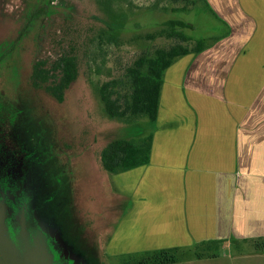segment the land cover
I'll list each match as a JSON object with an SVG mask.
<instances>
[{
    "label": "rangeland",
    "instance_id": "rangeland-1",
    "mask_svg": "<svg viewBox=\"0 0 264 264\" xmlns=\"http://www.w3.org/2000/svg\"><path fill=\"white\" fill-rule=\"evenodd\" d=\"M56 1L62 2L63 7H72L70 22L78 25L80 37L90 46L79 54V77L66 91L63 102L31 84L34 60L50 58L52 61L55 57L56 47L48 32L58 25L60 18L40 44L37 45L31 36L24 44L15 45L16 51L10 56L6 54L9 45L6 50L4 45L0 48V57L4 58L0 64V92L19 112L15 116L19 140L3 141L4 158L1 157V161L12 154L7 165L19 182L24 178L20 176L24 167L21 166L23 156L18 155L16 148L19 149L21 137L36 138L40 157L38 167L32 169L33 181L40 190L38 198L48 199V209L42 213L49 225L47 229L58 235L61 232L60 238L65 235L68 239L69 244L62 246L66 264H123L128 261L126 259L139 258L147 251L173 248L179 249L176 254L183 258L180 264L198 260L196 254H219L223 258L238 259V264H264V254L254 249V242L264 240V236L237 238L228 246L215 247L191 242L183 236L153 235L156 230L150 232L153 228L150 221L145 217L136 218L135 197L142 194L141 184H136L140 180L132 181L137 174L128 178V172H105L101 166V153L112 141H139L151 135L155 123L146 118L134 122L110 118L100 95L102 85L115 81L118 84L113 90L123 96L129 88L125 76L127 68L140 56H151L156 49L177 43L174 39H150V36L170 20L182 21L193 27L182 30L193 39L182 45L192 49L197 40L204 39L206 50L177 59L166 76V89L173 85L175 97L174 87L183 83L179 89L187 101L189 94L191 97L202 95V91H190L192 89L214 88L217 84H223V87L237 85L244 101L240 106L241 116L243 109L245 113L249 110L252 133L264 138V59H251L256 55L264 57V42L259 37L264 39V27L258 26V21L263 20L257 16L258 12L264 15V6L259 1H255L253 7L249 5V11L239 6L238 14L245 22L243 20V25L231 29L219 22L203 0H196L194 6L187 5L185 12H174L173 9L182 8L184 3L173 0ZM23 9V0H0V44L17 34L14 22ZM112 35L115 38L109 41ZM177 105L173 127H185L183 100L181 106ZM11 116L3 123V133H10ZM261 155L264 152L261 151ZM249 156L257 158L246 151L242 155L243 187L253 180L264 181V172L246 171L244 163ZM261 160L264 161V156ZM255 165L258 162L253 161L251 167ZM152 178L149 173L142 177L141 183ZM124 180L132 182L125 186ZM151 191L147 188L148 193ZM70 246L85 259L72 256L74 251ZM239 258L246 262H239Z\"/></svg>",
    "mask_w": 264,
    "mask_h": 264
},
{
    "label": "crops",
    "instance_id": "crops-1",
    "mask_svg": "<svg viewBox=\"0 0 264 264\" xmlns=\"http://www.w3.org/2000/svg\"><path fill=\"white\" fill-rule=\"evenodd\" d=\"M206 1L219 22L231 29L243 25L244 17L238 14L239 6L246 11L255 1L264 6V0ZM257 16L263 20L258 21V26L264 27V15L258 12ZM259 37L264 42L263 37ZM242 54L246 56V53ZM251 59L264 57L256 55ZM172 69L165 73L158 119L152 133L151 162L128 171L127 175L129 178L137 174L132 181L137 179L140 181L136 184H141L142 194L135 197L140 200V203L135 202L136 218L148 219L153 227L150 232L156 230L153 235L183 236L200 244L223 241V245L228 246L237 238L264 236V181L253 180L244 184L245 187L241 181L244 151L257 157H248L244 163L246 171L253 174L264 172V161L261 160L264 138L252 133L249 110L245 113L243 109L242 116L240 114L243 94L240 95L237 85L223 87V84H217L214 88L190 90L202 91V95L191 97L189 94L186 101L179 89L183 85L180 83L174 87L177 92L173 97V85L166 89V76ZM181 99L185 105L186 125L174 128L175 112L178 111L177 104L181 106ZM253 161L258 165L251 167ZM149 173L153 178L141 183L142 177L149 176ZM131 182L124 180L123 184L126 186ZM149 187L152 189L150 193L147 192ZM237 262L238 259L219 255L185 264ZM239 262L246 261L239 258Z\"/></svg>",
    "mask_w": 264,
    "mask_h": 264
},
{
    "label": "trees",
    "instance_id": "trees-1",
    "mask_svg": "<svg viewBox=\"0 0 264 264\" xmlns=\"http://www.w3.org/2000/svg\"><path fill=\"white\" fill-rule=\"evenodd\" d=\"M24 9L18 19L14 22L18 28L17 34L12 40H4L0 48L9 45V56L16 51L15 45L24 44L29 37H33L36 44L47 37V32L52 30L54 23L58 20V25L48 32V37L53 39L56 47L55 57L52 61L46 59H35L32 65L31 84L35 89L45 90L49 95L59 102L64 101V95L70 86L79 77L80 55L82 51L90 46V43L80 37L81 31L78 25L70 22L69 15L72 13V7H63V3H57L56 0H23ZM208 8L210 7L206 0ZM173 2H183L182 8L173 9L174 12L187 11V5L194 6L196 0H173ZM211 12L216 15L212 10ZM216 18L217 15H216ZM193 27L182 21L170 20L164 23L157 33L150 36V39L165 37L174 39L176 44L169 48H158L153 55L140 56L132 66L126 70V79L129 82L128 91L119 96L113 90L118 84L115 81L106 83L100 87V95L105 106L107 115L112 119H120L126 122H134L141 118L148 119L155 123L158 119L159 106L161 100L162 88L164 85L165 73L170 69L174 62L190 54H201L206 50V40L200 39L195 42V46L186 48L183 42L192 41L191 36H187L182 30L192 29ZM103 33V32H102ZM104 34V33H103ZM82 36V35H81ZM104 36V35H102ZM109 41L114 40L110 36ZM88 40V39H87ZM22 47V46H21ZM2 50V49H1ZM3 52H1V55ZM0 57V64L3 61ZM3 93L0 92V134L3 133V123L8 117L10 120L9 132L14 136L17 135L16 123L19 115L14 105L10 104ZM15 109V110H14ZM36 138L21 137V147L25 149H34L40 154L35 146ZM0 148L1 145H0ZM153 148V135H149L139 141L136 140H115L107 144L101 153V166L105 172L118 174L128 172L139 167L147 166L151 162ZM35 156L34 160L38 164ZM34 182V181H33ZM32 191L37 203L41 202L37 196L39 188L33 183ZM41 189H43L41 187ZM45 199V198H44ZM46 200V199H45ZM48 206V203L46 204ZM55 232V231H54ZM67 235V234H66ZM202 244L222 246L223 241H209ZM254 249L258 253H264V240H256ZM179 249H161L144 252L139 258H129L123 264H176L183 258L176 254ZM65 255V254H64ZM219 254L200 255L196 254L195 258H217ZM88 258V257H87Z\"/></svg>",
    "mask_w": 264,
    "mask_h": 264
},
{
    "label": "flooded vegetation",
    "instance_id": "flooded-vegetation-1",
    "mask_svg": "<svg viewBox=\"0 0 264 264\" xmlns=\"http://www.w3.org/2000/svg\"><path fill=\"white\" fill-rule=\"evenodd\" d=\"M14 139L19 140L12 133L1 132L0 134L2 147L0 148V264H7L6 262L13 260L22 262L27 252L26 248L36 246H46L48 252L53 255L55 263L66 264L63 259V250L51 235L56 233H51L47 229L49 225L42 216V213L48 209L46 206L48 199L38 200L41 202L40 205L35 204L37 201L32 191L34 186L32 169L38 167L34 160L35 156H39L38 153L33 148H22L19 141V149L16 148V152L19 156H23L21 166L24 167V171L20 174L24 178L19 182L16 180L18 177L12 175L7 165L10 164L12 154L9 156L6 154L8 158L1 161V157L4 158L3 141ZM36 242L38 244H34Z\"/></svg>",
    "mask_w": 264,
    "mask_h": 264
},
{
    "label": "water",
    "instance_id": "water-1",
    "mask_svg": "<svg viewBox=\"0 0 264 264\" xmlns=\"http://www.w3.org/2000/svg\"><path fill=\"white\" fill-rule=\"evenodd\" d=\"M53 237L56 236L55 240L56 242L60 245L61 249L63 250V255L65 254V248L62 246H67V244H69L68 239L65 237V235H63L62 238H60L61 236V232L60 235L58 234H51ZM70 248H72L70 246ZM27 252H25L24 254V259L21 262L20 260H13L12 262H6L7 264H57L54 262V258L53 255L51 253L48 252V249L46 246L40 247V246H36V247H28L26 248ZM72 250L74 251V249L72 248ZM74 255H78L81 256L82 259L83 258V254H76V252L74 251V253L72 254V256ZM66 256V255H65ZM68 257V256H67Z\"/></svg>",
    "mask_w": 264,
    "mask_h": 264
}]
</instances>
